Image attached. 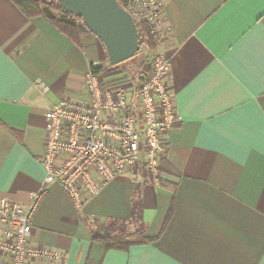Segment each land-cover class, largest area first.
I'll use <instances>...</instances> for the list:
<instances>
[{
    "label": "crops",
    "instance_id": "obj_1",
    "mask_svg": "<svg viewBox=\"0 0 264 264\" xmlns=\"http://www.w3.org/2000/svg\"><path fill=\"white\" fill-rule=\"evenodd\" d=\"M163 9L179 119L161 178L125 172L82 210L54 182L30 242L67 253L69 264H264V0H164ZM92 64L109 82L124 74L107 69L94 34L76 44L45 16L0 0V197L30 204L46 175L45 113L61 98L86 99ZM138 183L155 239L107 249L93 235L131 218Z\"/></svg>",
    "mask_w": 264,
    "mask_h": 264
},
{
    "label": "built area",
    "instance_id": "obj_2",
    "mask_svg": "<svg viewBox=\"0 0 264 264\" xmlns=\"http://www.w3.org/2000/svg\"><path fill=\"white\" fill-rule=\"evenodd\" d=\"M124 3L133 10L137 25L142 20L148 25L141 46L149 50L151 69L144 78L124 73L109 82L103 69L90 68L85 75L86 99L64 97L46 111L43 185L31 193L26 206L0 197V264H69L67 253L30 242L36 211L50 184L60 183L82 210L125 172L146 168L155 179L161 178L168 132L179 119L169 84L172 58L163 45V2Z\"/></svg>",
    "mask_w": 264,
    "mask_h": 264
},
{
    "label": "trees",
    "instance_id": "obj_3",
    "mask_svg": "<svg viewBox=\"0 0 264 264\" xmlns=\"http://www.w3.org/2000/svg\"><path fill=\"white\" fill-rule=\"evenodd\" d=\"M22 11L29 17L43 15L58 29L72 39L76 44H81V37L85 33H91L85 26L83 20L64 10L57 0H13ZM120 3L131 13H134L125 3ZM164 4V0H162ZM140 41L142 43V33H147L149 28L147 23L142 20L138 23ZM150 46L153 43L150 42ZM121 64L109 66L108 70L117 69ZM91 69L100 72L102 67L91 65ZM150 65H144L143 70L139 73V77L144 78L150 71ZM132 216L129 220L108 219L103 232L97 231L93 235L95 241H99L105 245L107 249H128L134 244H143L152 242L155 237L147 235L146 224L143 218L144 203L142 194V183L136 185L133 196ZM171 215L169 213L168 218ZM128 225L136 226L134 231L128 230Z\"/></svg>",
    "mask_w": 264,
    "mask_h": 264
},
{
    "label": "water",
    "instance_id": "obj_4",
    "mask_svg": "<svg viewBox=\"0 0 264 264\" xmlns=\"http://www.w3.org/2000/svg\"><path fill=\"white\" fill-rule=\"evenodd\" d=\"M67 12L83 20L103 43L108 62L115 66L141 49L137 22L119 0H57Z\"/></svg>",
    "mask_w": 264,
    "mask_h": 264
},
{
    "label": "rangeland",
    "instance_id": "obj_5",
    "mask_svg": "<svg viewBox=\"0 0 264 264\" xmlns=\"http://www.w3.org/2000/svg\"><path fill=\"white\" fill-rule=\"evenodd\" d=\"M150 53L146 46H141L140 51L131 59L120 63L119 67L114 70H122L123 73L131 76L132 78H138L139 73L143 70L144 65L150 64ZM110 71V70H109ZM120 75H122L120 73ZM136 226L128 225L129 231H134Z\"/></svg>",
    "mask_w": 264,
    "mask_h": 264
}]
</instances>
